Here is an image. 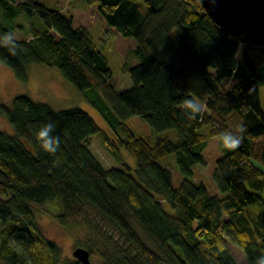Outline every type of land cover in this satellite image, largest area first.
Returning <instances> with one entry per match:
<instances>
[{
    "label": "trees",
    "instance_id": "trees-1",
    "mask_svg": "<svg viewBox=\"0 0 264 264\" xmlns=\"http://www.w3.org/2000/svg\"><path fill=\"white\" fill-rule=\"evenodd\" d=\"M83 1L97 3L106 37L112 29L134 37L132 59L123 62L116 83L90 31L73 26L71 15L37 0H0L4 18L37 13L44 25L17 38L23 51L16 56L0 47V61L22 80L30 63L57 67L83 95L92 92L89 102L113 131L107 136L78 107L54 110L25 94L14 95L10 105L0 99V113L14 130L0 129V264L58 263L60 247L40 233L31 207L52 199L60 221L84 207L102 221L103 227L92 226L100 264H244L227 240L253 264L264 254V113L258 92L264 33L251 26L229 34L197 0ZM6 32L12 30L0 22V36ZM186 98L204 109L196 120L179 107ZM133 115L155 133L174 129L178 139L136 136L125 122ZM48 122L60 136L55 155L36 138ZM226 131L242 143L215 159L219 193H210L191 176L203 163L208 139ZM95 133L109 152L126 149L135 168L104 167L90 149ZM171 154L179 173L175 186ZM63 264L82 263L73 258Z\"/></svg>",
    "mask_w": 264,
    "mask_h": 264
},
{
    "label": "rangeland",
    "instance_id": "rangeland-1",
    "mask_svg": "<svg viewBox=\"0 0 264 264\" xmlns=\"http://www.w3.org/2000/svg\"><path fill=\"white\" fill-rule=\"evenodd\" d=\"M15 1L20 2L22 0ZM37 1L42 2L48 8L61 11L66 16L71 15L73 26H86L92 35L94 44L106 56L111 70L110 79L113 83H116L121 65L123 62L132 59L130 52L135 43L134 37L122 35L116 29H112L111 37H106L105 20L97 11V3L86 4L83 0ZM0 22L10 28L18 39L27 37L30 28L41 29L44 26L37 13H22L4 18L0 11ZM241 51L242 46L239 45L237 55H240ZM137 62V59L132 60V64ZM259 69L264 77V62L259 65ZM26 72L27 78L25 80L19 79L8 66L0 61V99L2 102L10 105L14 95L25 94L35 101L47 103L54 110L78 107L87 111L107 136L113 134L108 121L89 102L88 98L93 96L92 92L83 95L79 89L61 75L57 67L43 63H30L26 67ZM258 92L260 107L264 113V82L258 84ZM125 122L136 136L156 134L165 135L173 141L178 139L174 129L155 133L138 115L127 118ZM0 129L9 134H14L11 124L1 113ZM218 137L214 136L208 139L201 151L203 163L194 166V173L191 176V179L202 183L210 193H219L212 177V171L215 159L223 155L225 148L220 144ZM90 149L106 168L121 167L122 163H126L132 169L135 168V159L126 149L118 147L114 153L109 152L98 133L91 135ZM169 158L173 161L170 170L172 184L175 186L179 180V173L175 167L173 154ZM261 197L264 200V190ZM31 207L34 221L40 233L60 247L57 264H63L64 261L75 258L72 255V250L76 246L87 247L88 245L92 249L90 254L92 264H100V253L92 242L95 235L92 226L98 224L103 227V225L102 221L89 208L84 207L74 214L67 215L64 221H60L55 216V211L59 209L57 200L52 199L42 204H32ZM227 245L238 261L244 264L247 263L244 253L238 245L230 240H227Z\"/></svg>",
    "mask_w": 264,
    "mask_h": 264
},
{
    "label": "water",
    "instance_id": "water-1",
    "mask_svg": "<svg viewBox=\"0 0 264 264\" xmlns=\"http://www.w3.org/2000/svg\"><path fill=\"white\" fill-rule=\"evenodd\" d=\"M208 16L229 34L238 35L254 26L264 33V0H197ZM72 255L82 264H92L90 253L76 246Z\"/></svg>",
    "mask_w": 264,
    "mask_h": 264
},
{
    "label": "clouds",
    "instance_id": "clouds-1",
    "mask_svg": "<svg viewBox=\"0 0 264 264\" xmlns=\"http://www.w3.org/2000/svg\"><path fill=\"white\" fill-rule=\"evenodd\" d=\"M0 47L6 48L10 55L16 56L23 51L21 45L18 43L16 34L14 32H6L0 36ZM228 88L226 89V91ZM179 107L184 111L189 121L196 120L198 116L202 115L203 107L194 99H184ZM56 124L54 122L45 123L36 133V138L43 151L55 155L61 147L60 136L55 135ZM218 140L223 148L234 151L238 149L242 143V137L235 135L231 131L222 133ZM253 264H264V254L255 258Z\"/></svg>",
    "mask_w": 264,
    "mask_h": 264
}]
</instances>
